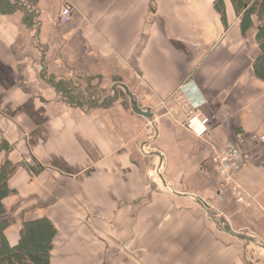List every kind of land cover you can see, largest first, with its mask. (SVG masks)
<instances>
[{"label":"crops","instance_id":"crops-1","mask_svg":"<svg viewBox=\"0 0 264 264\" xmlns=\"http://www.w3.org/2000/svg\"><path fill=\"white\" fill-rule=\"evenodd\" d=\"M217 1L71 0L65 24L61 0L0 14V165L16 166L2 201L15 220L9 246L22 221L45 219L51 264H264L257 20L243 34L231 0L223 19ZM49 77L125 86L153 118L131 105L69 106ZM181 88L209 121L202 136L165 114ZM235 133L247 155L235 175L242 203L211 160ZM192 197L252 241L225 233Z\"/></svg>","mask_w":264,"mask_h":264},{"label":"trees","instance_id":"trees-1","mask_svg":"<svg viewBox=\"0 0 264 264\" xmlns=\"http://www.w3.org/2000/svg\"><path fill=\"white\" fill-rule=\"evenodd\" d=\"M231 2L239 16V26L243 34L252 27V18L255 17L257 20L256 41L259 51L253 62V72L256 78L264 81V0H231ZM18 6L22 9H17ZM34 6L29 0H0V14H6L8 13L6 11L13 8L22 11L30 10L35 8ZM214 7L223 19L222 1L218 0ZM24 17L23 24L26 26L32 24V17L27 15ZM64 81L54 84L49 80L48 84L54 85L61 98L64 101L67 98L70 106L93 108L92 97H87V95L79 97L73 92L69 93ZM15 170L16 166L7 160L0 165V264H51L50 252L53 247L55 229L47 220L22 221L17 243L9 246L6 241L4 232L15 220L7 215L2 201L9 194L7 181Z\"/></svg>","mask_w":264,"mask_h":264},{"label":"built area","instance_id":"built-area-1","mask_svg":"<svg viewBox=\"0 0 264 264\" xmlns=\"http://www.w3.org/2000/svg\"><path fill=\"white\" fill-rule=\"evenodd\" d=\"M70 12V3L64 4L59 12L60 23L65 24L69 21ZM171 100V105L166 107V115L181 121L183 127L198 136H202L206 132L209 121L200 106L192 103L182 88L179 94ZM261 140H264V136L261 137ZM242 143V134L235 133L233 142L226 148L214 150L211 158L220 179L219 186L222 189L228 187L237 203L245 202L248 199V196L242 191L235 179L236 173L240 171L247 160L246 153L240 149Z\"/></svg>","mask_w":264,"mask_h":264},{"label":"rangeland","instance_id":"rangeland-1","mask_svg":"<svg viewBox=\"0 0 264 264\" xmlns=\"http://www.w3.org/2000/svg\"><path fill=\"white\" fill-rule=\"evenodd\" d=\"M23 1H25V0H23ZM29 1H30V3H32L34 5L37 4V2H38V0H29ZM61 1L65 2L64 4H66L71 0H61ZM18 8L22 9L19 6L17 7V9ZM17 9L13 8L10 11L8 10V11H6L8 13L3 14V15L13 14L14 12L18 11ZM21 15H22L21 22H23L25 20V17L23 16L24 14H21ZM35 71H36V73L37 72L39 73V68L36 67ZM48 79L52 83L51 78L49 77ZM64 84L68 87L69 93L73 92V94H76L79 97H81L82 95H87V97H92V99L94 101L92 106L94 108L98 104H100V102H101V104H103L105 106H110L112 104L119 105V106H129L130 105L129 100L125 95V92L120 88H116V89H114V91H111V90L103 91L98 86H95L94 84H92V82L84 80V79H79V80L73 82L70 80V78H68L64 81ZM97 94H100L101 97L96 96ZM66 99H65L66 102H64V103L70 106L69 102ZM165 114H166V110H165Z\"/></svg>","mask_w":264,"mask_h":264},{"label":"water","instance_id":"water-1","mask_svg":"<svg viewBox=\"0 0 264 264\" xmlns=\"http://www.w3.org/2000/svg\"><path fill=\"white\" fill-rule=\"evenodd\" d=\"M122 88L124 89L126 96L129 99L130 105L132 106V110L135 114L140 115L144 118L147 119H152L153 115L150 113L149 110H141L138 108V105L136 104V102L134 101L132 95L129 93L128 89L125 86H122ZM159 177H160V173H159ZM194 198L196 201L200 202L204 211L206 212V214L213 220V222L215 223V225L217 227H219L220 229H223V231L225 233H228L229 235L237 238V239H241V240H245V241H252L251 238L246 237L244 235L241 234H237L231 231L229 225L222 219V218H217L215 213H213L209 207L207 206V204H205L200 198L198 197H192Z\"/></svg>","mask_w":264,"mask_h":264}]
</instances>
